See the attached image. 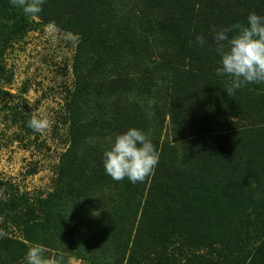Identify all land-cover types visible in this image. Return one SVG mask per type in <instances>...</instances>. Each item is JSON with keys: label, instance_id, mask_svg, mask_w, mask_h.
I'll return each mask as SVG.
<instances>
[{"label": "trees", "instance_id": "1", "mask_svg": "<svg viewBox=\"0 0 264 264\" xmlns=\"http://www.w3.org/2000/svg\"><path fill=\"white\" fill-rule=\"evenodd\" d=\"M41 7L35 21L0 0V97L13 41L53 22L78 37L74 79L63 86L68 146L46 195L0 198V264L24 263L36 245L60 264H264V84L228 95L214 40L215 31L246 26L251 13L264 16V0ZM17 117L30 132V113ZM133 127L159 153L136 184L113 180L103 166L111 143ZM10 223L19 236L5 233Z\"/></svg>", "mask_w": 264, "mask_h": 264}, {"label": "rangeland", "instance_id": "2", "mask_svg": "<svg viewBox=\"0 0 264 264\" xmlns=\"http://www.w3.org/2000/svg\"><path fill=\"white\" fill-rule=\"evenodd\" d=\"M77 40L63 30L40 25L7 49L4 64L11 79L1 85L5 93L0 97V198L9 191L44 196L53 188L59 158L68 146L61 141L65 132L61 122L63 86L74 79L72 59ZM18 111L48 118L50 128L44 133L24 132ZM5 233L19 236L12 223ZM49 262L60 264L52 255ZM66 264L86 263L68 257Z\"/></svg>", "mask_w": 264, "mask_h": 264}, {"label": "clouds", "instance_id": "3", "mask_svg": "<svg viewBox=\"0 0 264 264\" xmlns=\"http://www.w3.org/2000/svg\"><path fill=\"white\" fill-rule=\"evenodd\" d=\"M11 3L26 17L35 19L42 11L44 0H11ZM48 28L55 29L56 25L50 23ZM230 32L234 34L230 36ZM214 40L216 54L220 57L216 75L231 79V86L226 89L228 95L247 84H264V16L251 13L246 26L237 24L215 31ZM197 42L202 47L206 43L202 36L197 37ZM50 124L46 117L33 116L27 121V126L36 133H44ZM158 163L159 153L147 134L135 127L118 135L103 158L106 174L115 181L127 178L133 184L143 182ZM43 253L41 245L31 247L25 264H50Z\"/></svg>", "mask_w": 264, "mask_h": 264}]
</instances>
